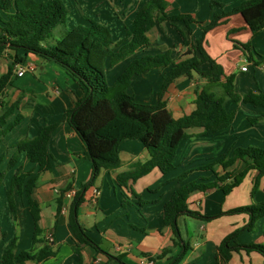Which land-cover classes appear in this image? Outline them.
I'll use <instances>...</instances> for the list:
<instances>
[{"label": "crops", "instance_id": "0c3cea01", "mask_svg": "<svg viewBox=\"0 0 264 264\" xmlns=\"http://www.w3.org/2000/svg\"><path fill=\"white\" fill-rule=\"evenodd\" d=\"M110 1L112 4L106 2L97 9L93 0H73L74 11L72 13L69 9L67 28L72 30L79 26L86 27L89 26V20H95L108 27L115 43L122 42L131 29L138 10L147 0H125L124 3L119 0ZM219 1L226 6V11H230L248 0ZM167 2L171 14H189L196 20L192 25L193 37L200 38L203 35L202 26L208 24L214 14L210 1ZM6 19L5 12L0 9V27ZM178 26L187 32L183 24L179 23ZM148 36L151 41L149 49L138 50L133 57L115 67L123 65V72L132 60L146 54L156 55L170 51L172 58L183 59L188 52V47L182 45L177 29L169 23L157 24ZM242 44H251L249 52L241 49ZM204 47L211 58L223 67L225 76H234L238 94L264 91V29L253 36L242 15L234 14L224 18L220 25L205 35ZM11 64L8 54L0 57V77L7 73ZM19 66L32 67L33 70L27 71L23 77L14 75L11 85L0 99V114L3 103H18L20 109L17 113L23 115L22 122L0 143V174L4 173L3 183L0 185V202L5 204L0 210V264L4 252L14 240L17 244L16 253L33 247L34 222L30 207L25 197L12 194V179L18 170L35 175L39 166L29 162L22 152L11 168L10 161L16 153L15 146L24 140H33L41 130L53 125H57V128L48 143L52 169L40 174L32 199L40 215L43 237L51 241L57 254L40 263L28 261L26 264H79L80 260L82 264H118L117 259L126 264H171L184 250L183 244H187L188 249L178 264H219V246L249 221V215L245 213L219 215L240 207L263 203L264 178L253 195L254 181L258 175L256 170H250L242 183L228 194L224 193L222 187L228 185L231 179L219 182L210 189L193 192L187 200L189 210L205 217H217L205 220L188 215L179 216L177 226L181 241L178 243L174 241L173 229L164 226V207L175 190L183 185L192 181L213 183L217 175L222 176L226 171L232 175L242 171L246 167L243 161H237L227 170L217 166L215 173L205 167L225 156H231L236 147L264 148V120L261 119L263 109L242 101L228 100L226 109L236 113L229 128L212 135H204L202 128L189 129L187 133L190 137L179 147L174 171L163 175L156 168L123 187L118 184L117 176L150 157L139 139H126L119 147V168L111 172L102 170L94 183L88 186L92 178V163L85 155V143L66 121L67 112L87 94L86 88L74 81L60 65L47 62L36 55H29ZM115 67L109 68L107 73ZM245 67L246 71L243 70ZM158 72L160 81L163 82L166 70L161 68L133 78L132 83L136 86L132 95L136 101H157L161 84L158 85L157 82L153 85L152 81H155ZM205 84L206 80L196 74L192 79L181 77L171 84L164 100L175 119L194 111L197 95ZM146 88L150 89L149 93ZM14 117L11 116L9 121H13ZM250 119L258 121L252 124ZM183 173L187 176L180 179ZM95 189L99 191V195H95ZM62 192L63 207L58 212V198ZM79 193L83 201L75 208L77 218L100 250L88 244H79L70 227V210ZM11 196L17 208L16 218L11 211ZM125 200L126 204H123ZM235 242L241 245H264V217L257 221L252 230L240 233L231 241L230 246ZM43 246L44 244H40L37 248ZM220 264H264V257L258 252L248 253L242 250L233 252L227 263Z\"/></svg>", "mask_w": 264, "mask_h": 264}, {"label": "trees", "instance_id": "16d2710c", "mask_svg": "<svg viewBox=\"0 0 264 264\" xmlns=\"http://www.w3.org/2000/svg\"><path fill=\"white\" fill-rule=\"evenodd\" d=\"M209 1L214 14L212 20L202 26L203 35L200 38L193 37L192 25L196 20L191 15L171 14L168 11L167 0H147L138 10L124 40L115 43L108 27L95 20H89V26L69 30L67 28L69 8L63 0H0V9L7 16L0 27V57L8 54V58L12 60L7 73L0 77V99L11 85L12 77L15 75L14 68L22 64L29 55L56 63L87 90L85 97L67 112L66 121L85 143V155L92 163V178L88 186L94 183L102 170L111 172L119 168L121 164L119 147L126 139H139L150 157L147 161L137 162L128 171L119 174L117 182L120 186L127 187L129 182H136L156 168L163 175H168L176 168L177 152L181 143L190 137L187 133L189 129L202 128L204 135H212L232 125L236 113L226 109L228 100L242 101L264 110V91L238 94L235 90L234 76H225L223 67L211 58L204 47L205 35L220 25L224 18L234 14L242 15L253 36H257L264 29V0H248L230 11H226V6L219 0ZM160 23H169L177 29L183 47H188L184 58H172L170 51L156 55L146 54L132 60L115 83L109 85L107 70L133 57L138 50L149 49L151 41L148 34ZM179 23L187 28V32L178 26ZM60 27L63 29L62 35L55 37V32ZM240 47L244 52H249L251 44H242ZM9 51L13 53H7ZM156 68L166 70L157 101L155 103L136 101L128 92L133 78ZM195 74L206 80L195 100V109L191 114L175 119L167 109L164 97L177 79L181 77L192 79ZM19 109L18 103H3L0 114V143L22 122L23 115L17 113ZM11 116H15L13 121H9ZM261 119L264 120V112L261 113ZM250 121L254 124L258 119ZM56 128L57 125L46 127L33 140H24L15 146L16 153L11 158V168L15 166L18 154L22 152L26 154L29 162L39 166V171L35 175L18 170L12 179V194L25 197L30 207L34 222L33 247L16 253L17 244L14 240L2 256V264H26L28 261L40 263L57 254L51 241L43 237L40 215L32 199L40 174L52 169L48 143ZM237 161H243L246 167L236 175L226 171L222 176L217 175L213 183L192 181L175 190L164 207V226L173 229L175 243L181 241L177 226L179 216L188 215L205 220L217 217H205L189 210L187 200L193 192L210 189L219 182L231 179L228 185L222 187L224 193L228 194L242 183L250 170L258 172L252 195L258 190L264 178V148L236 147L231 156H225L207 165L205 169L215 173L217 166L227 170ZM186 176L187 174H183L180 179ZM3 177L4 173L0 174V180ZM63 194L64 192L58 198V212L63 207ZM133 195L144 203L135 192ZM9 200L11 211L16 218L17 208L13 196ZM82 201L81 194H77L69 214L70 227L79 244H88L100 250L77 218L75 208ZM123 204H126V200ZM240 213L249 215V221L219 246L217 252L219 264L227 263L233 252L242 250L248 253L258 252L264 257V245H241L235 242L230 246L231 241L240 233L252 230L257 221L264 217V202L222 212L219 216ZM40 244L44 246L37 248ZM183 248L184 250L171 264L180 263L188 249L187 244H183ZM76 251L80 255L78 249ZM117 260L118 264H126L121 259ZM79 264H82L81 260Z\"/></svg>", "mask_w": 264, "mask_h": 264}, {"label": "rangeland", "instance_id": "374dc122", "mask_svg": "<svg viewBox=\"0 0 264 264\" xmlns=\"http://www.w3.org/2000/svg\"><path fill=\"white\" fill-rule=\"evenodd\" d=\"M93 1H95V5H96V8L98 9V8H100L103 4H105L106 2H109L110 4H112L111 3V1L110 0H93ZM65 2H66V4L68 5V7H69V9H70V11L73 13V11H74V9H73V7H72V5L74 4V2H73V0H65ZM87 5L89 4V3H86ZM69 29V28H68ZM62 27H60L56 32H55V37H60L62 34H61V32H62ZM122 66L123 65H120V66H117V67H115L114 69H112V70H110L108 73H107V82H108V84L109 85H113L114 83H115V81L117 80V78L119 77L118 75L120 74L121 75V71H122ZM160 74H159V72L157 73V75H156V79H155V81L153 80L152 81V84L153 85H155V83H157L158 82V85H162V80L160 81ZM137 82V81H136ZM157 85V84H156ZM135 86H136V84H134V83H132V85L130 86V88L128 89V92L132 95L134 92H135ZM161 87V86H160ZM160 87H159V90H160ZM146 91H147V93H149L150 92V89L149 88H146L145 89ZM184 174V173H183ZM182 174V175H183ZM1 183H3V180H0V185H1ZM8 185V184H7ZM5 186H4V184H3V187H2V192L4 193V191H5V188H4ZM4 199H5V201H6V198L4 197ZM3 202V201H2ZM2 202H0V210H1V208L5 205V204H3Z\"/></svg>", "mask_w": 264, "mask_h": 264}, {"label": "built area", "instance_id": "2783aa9c", "mask_svg": "<svg viewBox=\"0 0 264 264\" xmlns=\"http://www.w3.org/2000/svg\"><path fill=\"white\" fill-rule=\"evenodd\" d=\"M33 68L32 67H23V66H19L17 65L15 68H14V74L17 76V77H23L27 71H32ZM244 71L247 70V68H243ZM94 193L95 195H99V191L97 189L94 190ZM148 264H153L152 262H149Z\"/></svg>", "mask_w": 264, "mask_h": 264}]
</instances>
